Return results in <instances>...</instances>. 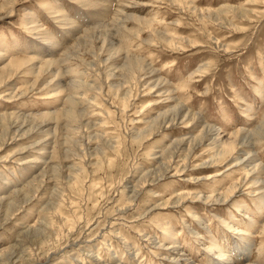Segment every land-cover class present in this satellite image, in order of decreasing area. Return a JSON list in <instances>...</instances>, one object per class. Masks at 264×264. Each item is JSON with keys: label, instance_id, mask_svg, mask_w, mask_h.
Returning <instances> with one entry per match:
<instances>
[{"label": "rangeland", "instance_id": "374dc122", "mask_svg": "<svg viewBox=\"0 0 264 264\" xmlns=\"http://www.w3.org/2000/svg\"><path fill=\"white\" fill-rule=\"evenodd\" d=\"M78 1L0 0V264H228L209 245L264 264V184L244 187L257 179L251 156L264 166V135L249 156L238 145L202 165L217 135L264 128V0H129L123 16L117 0H88L112 6L98 29L100 10ZM33 17L45 35L30 31ZM180 106L194 122L163 127ZM206 126L186 169L158 179L167 150ZM180 193L190 197L171 205ZM221 195L231 202L207 203Z\"/></svg>", "mask_w": 264, "mask_h": 264}, {"label": "bare ground", "instance_id": "6f19581e", "mask_svg": "<svg viewBox=\"0 0 264 264\" xmlns=\"http://www.w3.org/2000/svg\"><path fill=\"white\" fill-rule=\"evenodd\" d=\"M123 1H129V0H117V2H116V6H117V9L114 11V15H118V16H120V15H125L124 14V12L126 11V7L125 6H120L121 4H122V2ZM83 7H88V9H91L92 10V13H94L95 11H98L97 9H99L100 11H98L97 12V15L95 16V15H93L92 16V18H93V23H96V27L94 28V29H98V28H103V27H105V26H108V25H104L103 24V19L106 17V14H105V12H107L109 9H111L112 8V6H111V4H110V2H109V4H96V5H93V7L91 6L92 4L88 1V0H79L78 1ZM106 2V1H105ZM148 3V2H147ZM145 4V3H144ZM41 5L42 6H45L43 3H41ZM227 7H223V8H221V9H219V10H217V11H223L224 9H226ZM231 11H237L238 12V9L236 10V9H230ZM52 14H54V15H56L58 18L57 19H59V24H63L64 23V21L62 20V21H60V18L62 19V17L63 16H65L66 17V15H63V13H62V8L61 7H58V6H56V7H53L52 8ZM208 11H210V10H208ZM96 13V12H95ZM211 13H214V12H211ZM226 13V12H225ZM60 16H59V15ZM65 14V13H64ZM115 16V17H116ZM114 17V18H115ZM67 18V17H66ZM66 18H64V19H66ZM35 19V17H33V18H31L30 19V24H32V27H30V31L31 32H33V33H38V34H42V33H44L43 31H42V33H41V30L43 29H41L40 28V24H38V20L36 19V20H34ZM68 19V18H67ZM126 19L127 20H129V19H132V20H135L137 23H139V24H143V25H145V26H148L149 28H151L152 27V24L154 23V20H151V19H139V18H133V17H131V16H127L126 15ZM67 21H69V19L68 20H66V22ZM70 22V21H69ZM100 22H102V24H100ZM121 22H123V21H121ZM74 23V22H73ZM72 22L71 23H68L67 25H64L63 27H66L67 26V29H65V30H69V31H71L69 34H67L68 35V37H71V38H74V37H76V34L79 32V30L80 29H82V28H79V26H75L74 24H73ZM64 24H66V23H64ZM100 24V25H99ZM29 25V24H28ZM42 27V26H41ZM41 30H40V29ZM86 31H88V29H86ZM86 31H84V33H86ZM47 32V31H46ZM47 34V33H46ZM42 35H45V34H42ZM154 35L157 37V38H161L162 40L164 39V40H166L167 38H166V36L165 35H162V34H157V33H154ZM44 38V37H43ZM82 40H78L77 41V43L78 42H81ZM55 49H57V47H55ZM0 57H1V54H0ZM66 57L68 58V57H71V53L70 52H64V60L66 59ZM130 62L132 63V64H134V67L135 68H141V67H143V69H148V65L147 64H145L143 61H141V60H138V59H135V58H131L130 59ZM47 63H49V62H47ZM133 67V68H134ZM122 100H125V97H122L121 98ZM179 113V114H178ZM195 118H197V115H195V114H190V113H188V112H186L184 109H183V107H181L180 106V109L179 110H177V112H176V115L175 116H172L169 120L168 119H166L165 118V120L163 121L164 123H163V127L164 126H167V127H174V125L176 124V122H181L182 124L184 123L185 125H189L191 122H194V120H195ZM263 124H264V121H263ZM162 128H159V129H157L156 130V132H159L160 130H161ZM208 129H209V127L208 126H206V127H203V129L201 130V133L199 134V136L198 137H196V138H194V139H192L191 140V142L188 144V146H187V148L186 149H184V150H182L181 149V147H179L178 148V150H177V152H174V150L173 149H168L167 151V154H166V156L165 157H163V159L162 160H164V159H166V157H168L169 158V155L171 154V156H170V158H169V161L167 162V159L165 160V162L163 161L162 162V168L161 169H158V173H157V175H158V179H163L164 177H165V175H166V173L170 170V169H172V167L173 166H175V168L173 169L174 170V175H177L179 172H181V171H183L184 169H186V167H187V165L185 164L184 165V162H185V160L186 159H188L186 156H184V154L185 155H190V154H192V152L194 151V148L196 147V146H198L199 144H201V140H203V139H205L206 138V134H207V132H208ZM12 131V130H11ZM154 132H155V130H154ZM153 133V131H151V133H149L150 135ZM264 135V128L263 127H261V126H259V127H257V129H255V130H252V131H250V133H248V132H245V130H240V129H238V130H236L235 132H233V133H230L229 134V137L227 138V136L225 135L224 137H226L227 139L226 140H224L223 141V139L221 138H219V136L220 135H217L216 137H217V139L211 144V148H210V150L212 151V157H210L206 162H204V164H202V165H204V166H207V165H213V164H218V163H220L222 160H224V159H226V158H230V157H232L234 154H235V152H233V150H236V147L239 145V146H246V147H249L248 149V151H246V153H245V155L247 154L248 156L252 153V149H251V147H253V145H252V142L254 141V140H257L259 137H261V136H263ZM255 138V139H254ZM183 142V140H177L176 141V143H175V145H176V147L177 146H179V145H181V143ZM111 146H112V143H111ZM175 150H176V148H174ZM253 155V154H252ZM228 156V157H227ZM177 158H179V159H181V163H182V168L181 169H179V166H178V164H175V165H173L174 164V161L177 159ZM175 159V160H174ZM249 161H250V163H254L255 165L253 166V168L251 169V171L249 172L250 174L251 173H253V174H255L254 176L257 178L256 180H254V182L252 183H247L244 187H247L248 189H250L251 187H253V186H257L258 184H259V180H262L263 181V184H264V166L262 167V166H260L259 164H256L255 163V160H254V158L251 156V158L249 159ZM238 162H240V160H239V158H236L235 159V161H234V164H236V165H238ZM236 165H234L233 167H236ZM233 167H232V169H233ZM165 173V174H164ZM152 175L153 174H149L148 173V175H144L141 179H140V181H142V180H144V179H146L147 177H152ZM247 175H248V173H245V176H246V178H247ZM260 177H263V178H260ZM210 177L209 176H207L206 177V179H209ZM155 180V179H154ZM154 180L153 179H151V182H154ZM148 180H146V183L145 184H148ZM261 189H263V188H261V187H259L258 188V191L259 190H261ZM253 192H250V191H248L247 192V194H252ZM262 195L259 197V198H261L263 195H264V192H260ZM137 192H134L133 194H131V197L128 199V201H129V203H134L135 202V199L137 198ZM190 197V195L189 194H184V193H180V194H178V196H176L175 198H174V200L173 201H171V205H173V206H179L180 204H182L184 201H186L188 198ZM194 198H200V197H198V196H196L195 195V197ZM264 196L261 198V199H258V200H260V203L261 202H264ZM222 199H223V195H221V196H215V197H213V196H211V198L210 197H208V199H206L207 200V203L208 202H222ZM231 199H232V197L231 198H226V199H223V201H224V203H222V206L224 205V204H227V203H230L231 202ZM168 204V203H167ZM215 204V203H214ZM217 204V203H216ZM129 207V206H128ZM260 207H263L264 208V203H263V205L262 206H260ZM233 219V218H232ZM235 220H236V217H235ZM199 220L197 219V223H199L198 222ZM238 220H236V221H234V222H236L237 224H238V222H237ZM242 223V222H241ZM200 224V223H199ZM253 224V223H252ZM251 224V225H252ZM232 226H234V225H229V227H230V229L234 232L235 231V234H238L239 233V231H240V234H241V231L243 232V230H241V229H239V227H238V229H235V227H232ZM207 229V228H206ZM32 230H34L37 234H43V231L42 230H44V229H42V228H33ZM236 231H238V232H236ZM246 231V230H245ZM44 232L46 233V230H44ZM44 233V234H45ZM55 232L54 233H51L50 235H48L47 233H46V235H43V237L45 238L46 237V242L48 241V240H50L51 238H53V236L55 237ZM58 235V234H57ZM56 235V236H57ZM48 236V237H47ZM254 237V236H253ZM252 237V238H253ZM58 243V242H57ZM172 244H174L173 246H172V248L173 249H177L178 248V246H180L179 245V243H177V242H174V243H172ZM213 244H214V242H213ZM219 245V244H218ZM213 246V245H212ZM208 248V247H207ZM221 248V247H220ZM220 248H216V247H211L210 245H209V249H207L208 250V252L210 251V252H216V254H218L217 255V261H219L220 263H224V262H228V264H233V263H235V262H232V261H230V259H229V257H227L226 256V254H227V252H228V250L227 249H224L225 251L223 252V251H221V249ZM222 248H224L223 246H222ZM220 252V253H219ZM220 255V256H219ZM2 257V256H1ZM4 257V256H3ZM240 258V257H239ZM187 261V260H186ZM213 262V261H212ZM216 263V262H215ZM246 263V262H245ZM245 263H239V264H245ZM235 264H237V263H235Z\"/></svg>", "mask_w": 264, "mask_h": 264}]
</instances>
